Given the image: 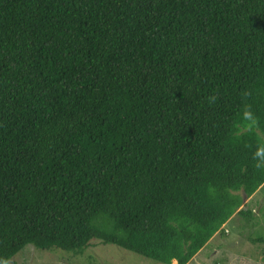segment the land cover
<instances>
[{"label": "trees", "instance_id": "trees-1", "mask_svg": "<svg viewBox=\"0 0 264 264\" xmlns=\"http://www.w3.org/2000/svg\"><path fill=\"white\" fill-rule=\"evenodd\" d=\"M260 147L264 0H0V264H188L252 215Z\"/></svg>", "mask_w": 264, "mask_h": 264}, {"label": "rangeland", "instance_id": "rangeland-1", "mask_svg": "<svg viewBox=\"0 0 264 264\" xmlns=\"http://www.w3.org/2000/svg\"><path fill=\"white\" fill-rule=\"evenodd\" d=\"M241 208L252 212L250 218L235 214L222 227L223 233L215 234L188 264H264V185L251 197L245 198ZM8 264L159 263L96 240L80 253L41 251L27 246Z\"/></svg>", "mask_w": 264, "mask_h": 264}, {"label": "clouds", "instance_id": "clouds-1", "mask_svg": "<svg viewBox=\"0 0 264 264\" xmlns=\"http://www.w3.org/2000/svg\"><path fill=\"white\" fill-rule=\"evenodd\" d=\"M210 99L214 100L215 98L212 97ZM245 115L248 116V115H250V113H246ZM254 158H256L257 160H259L261 162H264V147L257 148V150L254 154ZM257 166H260V164H258Z\"/></svg>", "mask_w": 264, "mask_h": 264}]
</instances>
